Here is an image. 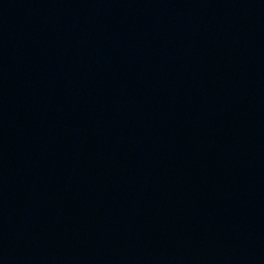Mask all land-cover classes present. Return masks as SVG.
<instances>
[{
    "label": "water",
    "instance_id": "95a60500",
    "mask_svg": "<svg viewBox=\"0 0 264 264\" xmlns=\"http://www.w3.org/2000/svg\"><path fill=\"white\" fill-rule=\"evenodd\" d=\"M0 264H264V0H0Z\"/></svg>",
    "mask_w": 264,
    "mask_h": 264
}]
</instances>
